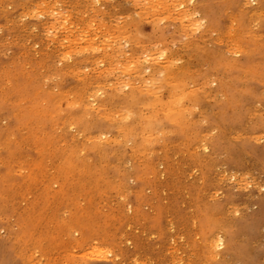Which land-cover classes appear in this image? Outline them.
<instances>
[{
	"label": "rangeland",
	"instance_id": "obj_1",
	"mask_svg": "<svg viewBox=\"0 0 264 264\" xmlns=\"http://www.w3.org/2000/svg\"><path fill=\"white\" fill-rule=\"evenodd\" d=\"M44 1L0 0V264H264V0Z\"/></svg>",
	"mask_w": 264,
	"mask_h": 264
},
{
	"label": "bare ground",
	"instance_id": "obj_2",
	"mask_svg": "<svg viewBox=\"0 0 264 264\" xmlns=\"http://www.w3.org/2000/svg\"><path fill=\"white\" fill-rule=\"evenodd\" d=\"M44 1V0H43ZM47 1V0H46ZM50 1V0H49ZM241 1V0H240ZM240 1H238V2H240ZM45 2V1H44ZM51 2V1H50ZM234 3H236V2H234ZM53 4V3H52ZM225 4V3H224ZM237 4V3H236ZM235 4V5H236ZM235 5H233V6H235ZM262 5H264V4H262ZM151 6V5H150ZM226 6H227V4H226ZM56 7V6H55ZM152 7V6H151ZM221 7H223V6H221ZM228 7V6H227ZM232 7V6H231ZM230 7V8H231ZM41 8H43V7H41ZM54 8V7H53ZM220 8V7H219ZM44 9V8H43ZM57 9V8H56ZM234 10V9H233ZM221 11V10H220ZM223 11V10H222ZM240 11V10H239ZM25 12V11H24ZM28 12V11H27ZM54 12V11H53ZM59 12H61V11H59ZM238 12V11H237ZM241 12V11H240ZM259 12V11H258ZM18 13V12H17ZM32 13V12H31ZM222 13V16H223V12H221ZM239 13V12H238ZM260 13V12H259ZM8 14H10V13H8ZM20 14V13H19ZM21 14H23V13H21ZM55 14V13H54ZM26 15V14H25ZM221 15V14H220ZM227 16V15H226ZM51 17V16H50ZM53 17H54V15H53ZM60 16H58V18H59ZM64 17V16H63ZM224 17V16H223ZM33 18V17H32ZM221 18V17H220ZM60 19V18H59ZM230 19V18H229ZM2 20V19H1ZM0 20V21H1ZM57 20V21H56ZM62 20V19H61ZM64 20V19H63ZM52 21V20H51ZM53 21H54V23H55V21L58 23V19H53ZM12 22V21H11ZM65 22V21H64ZM216 22H217V20H216ZM220 22V21H219ZM215 23V22H214ZM56 24V23H55ZM60 24V23H59ZM221 24V23H220ZM16 25V24H15ZM219 25V24H218ZM222 26H223V23H222ZM229 27V26H228ZM46 28V27H45ZM57 28V27H56ZM32 33V32H31ZM38 33V32H37ZM19 38V37H18ZM46 38V37H45ZM228 38V37H227ZM37 39V38H36ZM35 39V40H36ZM41 39V38H40ZM51 40V39H50ZM256 40V39H255ZM59 41V40H58ZM264 41V40H263ZM37 42V41H36ZM262 42V41H261ZM90 43V42H89ZM251 43V42H250ZM254 43H256L257 44V42L255 41ZM61 44V43H60ZM91 44V43H90ZM256 44H254L255 46H256ZM254 45H252V46H254ZM237 46V45H236ZM249 46H251L250 44H249ZM251 46V47H252ZM258 46V45H257ZM44 47V46H43ZM238 47V46H237ZM45 48V47H44ZM256 48V47H255ZM47 49V48H46ZM91 49V48H90ZM118 49V48H117ZM219 49V48H218ZM225 49V48H224ZM91 50H93V49H91ZM98 51V50H97ZM96 51V52H97ZM214 51V50H213ZM238 51H239V48H238ZM237 51V52H238ZM221 52H222V50H221ZM220 53V52H219ZM215 54V53H214ZM232 54V53H231ZM256 54H259V53H256ZM255 54V55H256ZM109 55V54H108ZM121 55V54H120ZM211 55H213V54H211ZM219 55V54H218ZM255 55H253V56H255ZM105 56V55H104ZM106 56H107V54H106ZM105 56V57H106ZM223 56V55H222ZM248 56V55H247ZM104 57V58H105ZM216 57H218V56H216ZM226 57V56H225ZM109 58H110V56H109ZM249 58V57H248ZM257 58H259V57H257ZM256 58V59H257ZM120 59V58H119ZM216 59V58H215ZM252 59V58H251ZM229 60H230V58H229ZM228 60V61H229ZM110 61H112V59L110 60ZM114 61V60H113ZM169 61V60H168ZM167 61V62H168ZM257 61V60H256ZM100 62V61H99ZM219 62V61H218ZM248 62V61H247ZM247 62H245V63H247ZM253 62H255V61H252V63ZM14 63V62H13ZM169 63V62H168ZM227 63V62H226ZM111 64V63H110ZM129 64V63H128ZM128 64H124V65H128ZM159 64V63H158ZM158 64H157V66H158ZM161 64V63H160ZM221 64V63H220ZM225 64V63H224ZM224 64H222V67L223 66H225ZM227 64H229V63H227ZM233 64V63H232ZM236 64V63H235ZM235 64H234V66H235ZM248 64H249V62H248ZM254 64V63H253ZM112 65V64H111ZM154 65V64H153ZM163 65V64H162ZM161 65V66H162ZM137 66V65H136ZM164 66V65H163ZM162 66V67H163ZM236 66H238V64L236 65ZM245 66V65H244ZM252 66V65H251ZM262 66V65H261ZM138 67H140V65L138 66ZM145 67V66H144ZM153 67V66H152ZM152 67H151V70H152ZM156 67V66H155ZM172 67H173V65H172ZM233 67V66H232ZM239 67V66H238ZM243 67V66H242ZM263 67V66H262ZM156 68H158V67H156ZM166 68H167V66H166ZM171 68V67H170ZM239 68H241V66L239 67ZM244 68V67H243ZM134 69H135V67H134ZM144 69V68H143ZM159 69V68H158ZM163 69H165V68H163ZM168 69H169V67H168ZM174 69V68H173ZM227 69V68H226ZM155 70V69H154ZM160 70H162V68L160 69ZM175 70V72H177L176 71V69H174ZM229 70V69H228ZM236 70V69H235ZM238 70H240V69H238ZM135 71V70H134ZM138 71V70H137ZM164 72H165V70H163ZM171 71V70H170ZM242 70H240V72H241ZM246 71V70H245ZM248 71V70H247ZM264 71V70H263ZM19 72H20V70H19ZM157 72H159V71H157ZM233 72V71H232ZM239 72V73H240ZM260 72V71H259ZM135 73H136V71H135ZM134 73V74H135ZM162 73V72H161ZM172 74H173V72H171ZM170 73V76L172 75ZM13 74V73H12ZM16 74H17V72H16ZM16 74H15V76H16ZM129 74V73H128ZM142 74V73H141ZM158 74H160V73H158ZM235 74H236V72H235ZM262 74H264V73H262ZM19 75V74H18ZM13 76V75H12ZM157 76V78H159V81H160V79H162V77H161V74H160V76H158V75H156ZM169 76V77H170ZM172 76H175L174 74L172 75ZM171 76V77H172ZM236 76V75H235ZM20 77H22V76H20ZM153 77V76H152ZM151 77V78H152ZM167 77H168V75H167ZM232 77H233V74H232ZM18 78H19V76H18ZM32 78V77H31ZM140 78V77H139ZM154 78V77H153ZM172 78H174V77H172ZM193 78V77H192ZM259 78V77H258ZM22 79V78H21ZM31 80V79H30ZM134 80H136V78L134 79ZM138 80V79H137ZM155 80V79H154ZM181 80V79H180ZM19 81V80H18ZM21 81V80H20ZM141 81H143V80H141L140 79V82ZM144 81H146V80H144ZM174 81V80H173ZM183 80H181V82H182ZM185 81V80H184ZM235 81H236V79H235ZM22 82H23V80H22ZM28 82V81H27ZM117 82V81H116ZM155 82H157V81H155ZM161 82V81H160ZM169 82L170 83H172V80H169ZM178 82V81H177ZM25 83H26V81H25ZM144 83V82H143ZM146 83H148V82H146ZM174 83H175V81H174ZM240 83V82H239ZM244 83V82H243ZM264 83V82H263ZM130 84V83H129ZM176 84V83H175ZM1 85V84H0ZM20 85V84H19ZM18 85V86H19ZM27 85V84H26ZM98 85V84H97ZM114 85V84H113ZM117 85V84H116ZM140 85H142V84H140ZM171 85V84H170ZM237 85H238V83H237ZM242 85V84H241ZM264 85V84H263ZM22 86H24V85H22ZM30 86V85H29ZM132 86V85H131ZM134 86H136V85H134ZM138 86V85H137ZM136 86V87H137ZM163 86V85H162ZM123 87H124V85H123ZM133 87V86H132ZM227 87V86H226ZM242 87V86H241ZM18 88V87H17ZM38 88V87H37ZM94 88H95V86H94ZM139 88H141V87H139ZM174 88V87H173ZM258 88V87H257ZM16 89V88H15ZM20 89H21V87L18 89V93H19V91H20ZM24 89V88H23ZM118 89H120V87L118 86ZM123 89V88H122ZM142 89H144V87H142ZM223 89V88H222ZM25 90H27V89H25ZM29 90V89H28ZM35 90V89H34ZM37 90V89H36ZM35 90V91H36ZM255 90V89H254ZM253 90V91H254ZM95 91V90H94ZM100 91V90H99ZM129 91H130V89H129ZM129 91H127V93L129 92ZM140 91V90H139ZM142 91V90H141ZM167 91V90H166ZM176 91H179V90H176ZM228 91V90H227ZM24 92V91H23ZM27 92V91H26ZM33 92V91H32ZM31 92V93H32ZM114 92V91H113ZM124 92V91H123ZM131 92V91H130ZM129 92V93H130ZM143 92V91H142ZM169 92V91H168ZM173 92V91H172ZM180 92V91H179ZM237 92H239L238 90H237ZM259 92V91H258ZM17 93V92H16ZM25 93V92H24ZM146 93V92H145ZM145 93H144V95H145ZM175 93V92H174ZM184 93H187V92H184ZM232 93H234V92H232ZM249 93V92H248ZM19 94H22L21 92L19 93ZM28 94V93H27ZM55 94H57V93H55ZM113 94V93H112ZM123 94H126V93H123ZM143 94V93H142ZM148 94V92L146 93V95ZM238 94V93H237ZM252 94V93H251ZM34 95V94H33ZM33 95H29V97L31 96H33ZM133 95V94H132ZM151 95V94H150ZM185 95V94H184ZM255 95V94H254ZM2 96V95H1ZM22 96V95H21ZM25 96H26V94H25ZM24 96V97H25ZM119 96V95H118ZM141 96V95H140ZM140 96H137L138 98L140 97ZM152 96V95H151ZM154 96V95H153ZM227 96H229V95H227ZM249 96H250V94H249ZM256 96H258V95H256ZM30 97V98H31ZM91 97V96H90ZM115 97H117V96H115ZM129 97H130V95H129ZM133 97H134V99L135 98H137L136 96H134L133 95ZM143 97V96H142ZM141 97V98H142ZM176 97V96H175ZM234 97V96H233ZM246 97V96H245ZM251 97V96H250ZM26 98V97H25ZM39 98V97H38ZM46 98H47V95H46ZM95 98V97H94ZM113 98H114V95H113ZM143 98H145V97H143ZM201 98V97H200ZM225 98V97H224ZM231 98H232V96H231ZM230 98V99H231ZM235 98H238V97H235ZM8 99V98H7ZM35 99H37L36 97H34V100ZM40 99V98H39ZM38 99V100H39ZM42 99H45V97L43 96V98ZM112 99V98H111ZM155 99V98H154ZM172 99V98H171ZM174 99V98H173ZM248 99V98H247ZM255 99L256 100H258L257 99V97H255ZM4 100V99H3ZM10 100V99H9ZM32 100V99H31ZM34 100H32L33 102H34ZM49 101H50V99H48ZM48 100H46V101H48ZM137 100V99H136ZM135 100V101H136ZM225 100V99H224ZM64 101V100H63ZM106 101V100H105ZM139 101L140 100H138V103H139ZM244 101H246V98H245V100ZM80 102H81V100H80ZM91 102H93V101H91ZM100 102V101H99ZM149 102V101H148ZM171 102V101H170ZM172 102H174V101H172ZM171 102V103H172ZM219 102V101H218ZM227 102V101H226ZM225 102V105L227 104ZM242 102V101H241ZM250 102H252V101H250ZM255 102V101H254ZM29 103V102H28ZM36 103H37V101H36ZM42 104H43V107H45L44 105H48V104H44L43 102H41ZM52 103H53V101H52ZM60 103H62V101H60ZM65 103V102H64ZM135 103V102H134ZM137 103V102H136ZM135 103V104H136ZM161 103V102H160ZM186 103V102H185ZM221 103V102H220ZM224 103V102H223ZM230 103H231V101H230ZM229 103V104H230ZM233 103H234V101H233ZM232 103V104H233ZM237 103H239V102H237ZM247 103V102H246ZM19 104V103H18ZM41 104V105H42ZM116 104H117V102H116ZM183 104V103H182ZM188 104H189V102H188ZM216 104V103H215ZM235 104H236V102H235ZM247 104H249L250 105V103H247ZM252 104V103H251ZM26 105V104H25ZM61 105V104H60ZM86 105H88V104H86ZM93 105V104H92ZM127 105V104H126ZM130 106H131V104H129ZM126 106V108H125V111L124 112H126V114H128V112H131L130 111V109L132 110V108L130 107V106ZM223 105V104H222ZM4 106V105H3ZM27 106V105H26ZM39 106H40V104H39ZM66 106V105H65ZM84 106V105H83ZM103 106V105H102ZM108 106V105H107ZM109 106H110V103H109ZM146 106V105H145ZM144 106V107H145ZM148 106V105H147ZM172 106V105H171ZM193 106H194V104H193ZM21 107H22V105H21ZM42 107V106H41ZM48 107V106H47ZM46 107V108H47ZM90 107H91V105H90ZM96 107V106H95ZM114 107V106H113ZM113 107H111V108H113ZM133 107V106H132ZM155 107V106H154ZM168 107H170V104L168 105ZM223 107V106H222ZM221 107V108H222ZM233 107V106H232ZM240 107V106H239ZM27 108H29V107H27ZM37 108H38V106H37ZM36 107H35V110L37 109ZM46 108H44V109H42L43 111L46 109ZM54 108V107H53ZM53 108L51 109L50 108V110H53ZM59 108V107H58ZM84 108H86V107H84ZM88 108V107H87ZM92 108V107H91ZM140 108V107H139ZM155 108H157V106L155 107ZM171 108V107H170ZM226 108V107H225ZM16 110V108H13V110ZM30 109V108H29ZM66 109H68V107L66 108ZM72 109V108H71ZM103 109H105V108H103ZM102 109V110H103ZM121 109V108H120ZM136 109H138V108H136ZM150 109H151V106H150ZM154 109V108H153ZM162 109V108H161ZM222 109H224V108H222ZM232 109V108H231ZM41 110V109H40ZM92 109H90V111H91ZM95 110H96V108H95ZM102 110L100 111V112H102ZM108 110V109H107ZM110 110V109H109ZM148 110V109H147ZM146 110V111H147ZM156 110V109H155ZM235 110V109H234ZM242 110V109H241ZM7 111V110H6ZM56 111V110H55ZM70 111V110H69ZM116 112H117V108H116V110H115ZM114 111V112H115ZM119 111H121V110H118V112ZM135 111V110H134ZM134 111H132V112H134ZM149 111V110H148ZM154 111V110H153ZM172 111V110H171ZM232 111V110H231ZM246 111V109H244V112ZM82 112V111H81ZM97 112V111H96ZM113 112V111H112ZM140 112V111H139ZM168 112H169V110H168ZM173 112V111H172ZM176 112H177V110H176ZM183 112V111H182ZM236 112V111H235ZM239 112V111H238ZM10 113V112H9ZM12 113V112H11ZM21 113V112H20ZM28 114H29V112H27ZM55 113V112H54ZM54 113H53V115H54ZM83 113V112H82ZM91 113V112H90ZM99 113V112H98ZM164 113V112H163ZM187 113V112H186ZM25 114V113H24ZM68 114V113H67ZM71 114V113H70ZM73 114V113H72ZM101 114V113H100ZM105 114V113H104ZM139 114V113H138ZM141 114V113H140ZM159 114H161V113H158L157 115L159 116ZM166 114H167V111H166ZM178 114V113H177ZM182 114V113H181ZM225 113H223V115H224ZM238 114V113H237ZM241 114V113H240ZM239 114V115H240ZM9 115V114H8ZM29 115H32V114H29ZM28 115V116H29ZM46 115H47V113H46ZM50 115H52V112L50 113ZM58 115V114H57ZM56 115V116H57ZM103 115V112H102V114H101V116ZM112 115V114H111ZM119 115V114H118ZM171 115V114H170ZM186 115V114H185ZM229 115H230V113H229ZM13 117H14V115H12ZM20 116V115H19ZM34 116V115H33ZM36 116V115H35ZM42 116V115H41ZM71 116H73V118H74V116L75 115H71ZM93 116H94V114H93ZM97 116V115H96ZM132 116V115H131ZM226 116H227V114H226ZM233 116V115H232ZM235 116V115H234ZM238 116V115H237ZM27 117V116H26ZM25 117V118H26ZM38 117V116H37ZM55 117V116H54ZM67 117V116H66ZM106 117H107V113H106ZM108 117H109V115H108ZM117 116L115 115V117L114 118H116ZM119 117H120V115H119ZM130 117V116H129ZM133 117V116H132ZM159 117H162V116H159ZM170 117V116H169ZM171 117H173V116H171ZM207 117V116H206ZM224 117V116H223ZM229 117V116H228ZM24 118V119H25ZM32 118V117H31ZM30 118V119H31ZM50 118H51V116H50ZM97 118V117H96ZM113 118V117H112ZM137 118H138V116H137ZM173 118H175V117H173ZM209 118V117H208ZM16 119V118H15ZM33 119H34V117H33ZM72 119V118H71ZM86 118H84V120H85ZM88 119V118H87ZM135 119V118H134ZM133 119V120H134ZM160 119V118H159ZM182 119H185V118H182ZM181 119V120H182ZM210 119V118H209ZM226 119V118H225ZM230 119H231V115H230ZM235 119H236V117H235ZM13 120V119H12ZM19 120V119H18ZM28 119H26V121H27ZM35 120H36V118H35ZM70 120V119H69ZM90 120V119H89ZM99 120V119H98ZM127 120V119H126ZM138 121H139V119H137ZM173 120V119H172ZM172 120H170V121H172ZM178 119H176V121H177ZM227 120H229V119H227ZM232 120H233V118H232ZM34 121V120H33ZM71 121V120H70ZM75 121V120H74ZM87 121V120H86ZM94 121V120H93ZM100 122H101V120H99ZM158 121V120H157ZM157 121H155V119H154V116H151V117H149V118H145L144 117V119H141L140 121H139V124L137 125V126H130L131 124L129 123V125L127 124L126 126H123L121 129L123 130V133H125V136H127L128 138L129 137H131V136H134V134H136L137 136H140V138H141V145H142V147H141V145H136V150L138 149V148H140L141 147V149L143 148H145V146H147V145H149L150 144V142H151V139L149 140V138H150V136H147L146 135V131H147V133H150V132H154V131H156L157 129H158V127H160L159 126V123H157ZM175 121V122H176ZM234 121V120H233ZM18 122H20V120L18 121ZM41 122H43V121H41ZM80 122V121H79ZM83 122V121H82ZM90 122H92V121H90ZM103 122V121H102ZM101 122V123H102ZM159 122V121H158ZM184 122H186V121H184ZM238 122V121H237ZM23 123V122H22ZM21 123V124H22ZM48 123V122H47ZM50 123V122H49ZM63 123V122H62ZM81 123V122H80ZM84 123V122H83ZM87 123H88V121H87ZM103 123H105V122H103ZM171 123V122H170ZM177 123V122H176ZM212 123V122H211ZM217 123H219V122H217ZM224 123V122H223ZM15 124V123H14ZM19 124V123H18ZM30 124V123H29ZM36 124V123H35ZM46 124V123H45ZM45 124H43V125H45ZM82 124V123H81ZM100 124V123H99ZM32 125V124H31ZM30 125V126H31ZM56 125H57V122H56ZM71 125V124H70ZM83 125V124H82ZM81 125V126H82ZM85 125V124H84ZM94 125H95V123H94ZM109 125V124H108ZM125 125V124H124ZM53 127H54V125H52ZM80 126V125H79ZM98 126V125H97ZM97 126H95V127H97ZM85 127V126H84ZM99 128H100V125L98 126ZM105 127V126H104ZM181 127V126H180ZM198 127V126H197ZM201 127V126H200ZM199 127V128H200ZM79 128V127H78ZM86 128V127H85ZM88 128V127H87ZM102 128V127H101ZM155 128H157V129H155ZM176 128V127H175ZM183 128V127H182ZM98 129V128H97ZM115 129V128H114ZM163 129V128H162ZM18 130V129H17ZM49 130V129H48ZM94 130H96V128L94 129ZM138 130H140V132H138ZM32 130H30V132H31ZM161 131V130H160ZM165 131V130H164ZM48 132V131H47ZM90 132V131H89ZM109 132V131H108ZM118 132V131H117ZM145 132V133H144ZM158 132V131H157ZM46 133V132H45ZM53 133H55V132H53ZM2 134V133H1ZM34 134V133H33ZM35 134H36V132H35ZM48 134H50V133H48ZM48 134H47V136H48ZM91 134V133H90ZM154 134H155V132H154ZM154 134H152V135H154ZM165 134V133H164ZM185 134V133H184ZM110 135V134H109ZM151 135V136H152ZM156 135V134H155ZM163 135V134H162ZM183 135V134H182ZM181 135V136H182ZM186 135V134H185ZM32 136V135H31ZM142 136V137H141ZM157 136V135H156ZM159 136H160V133H159ZM74 137V136H73ZM113 137H114V135H113ZM164 137V136H163ZM162 137V138H163ZM167 137V136H166ZM183 137V136H182ZM185 137V136H184ZM71 138H72V136H71ZM135 138H136V136H135ZM174 138V137H173ZM172 138V139H173ZM181 138V137H180ZM193 138V137H192ZM49 139V138H48ZM158 139V138H157ZM164 139V138H163ZM166 139V138H165ZM168 139H170V138H168L167 137V140ZM121 140H123V139H121ZM187 140V139H186ZM48 141V140H47ZM56 141H57V139H56ZM113 141V140H112ZM159 141V140H158ZM164 141H166V140H164ZM157 142V141H156ZM158 143H160V142H158ZM187 143V142H186ZM113 144V143H112ZM111 144V145H112ZM118 144V143H117ZM65 145V144H64ZM178 145V144H177ZM188 145H190V144H188ZM1 146V145H0ZM37 146V145H36ZM67 146V145H66ZM155 146V145H154ZM41 147V146H40ZM43 147V146H42ZM41 147V148H42ZM150 147V146H149ZM197 147V146H196ZM152 148H153V146H152ZM161 148V147H160ZM35 149V148H34ZM103 149V148H102ZM122 149H123V147H122ZM125 149V148H124ZM151 149V148H150ZM202 149V148H201ZM41 150V149H40ZM98 150H100V149H98ZM130 150H132L133 151V149H130ZM148 150V149H147ZM154 150V149H153ZM152 150V151H153ZM105 151V150H104ZM103 151V152H104ZM131 151V152H132ZM47 152V151H46ZM58 152H60V151H58ZM101 152V151H100ZM127 152V151H126ZM130 152V151H129ZM129 152H127V154L129 153ZM134 152V151H133ZM122 153H123V151H122ZM40 154V153H39ZM54 154V153H53ZM110 154H112V153H110ZM135 154V153H134ZM37 155H38V153H37ZM50 155V154H49ZM48 155V156H49ZM52 155V154H51ZM98 155V154H97ZM124 155V154H123ZM133 155V154H132ZM144 155V154H143ZM147 155V154H146ZM40 156V155H39ZM71 156V157H70ZM148 156H149V154H148ZM109 157V156H108ZM126 157V156H125ZM129 157V156H128ZM134 157V156H133ZM112 158V157H111ZM136 160V159H135ZM28 163H30V162H28ZM127 163V162H126ZM31 164H32V162H31ZM40 164V161H38L37 163H36V165H39ZM113 164V163H112ZM111 164V165H112ZM136 164H138V163H136ZM65 165H67V169H66V171H68L69 173H78L79 174V176H84L85 177V175L87 174V167H90L92 164H91V161H90V159L88 158V157H86V158H83V157H81V153H80V151L79 150H77V149H69V153H68V158H67V160H66V164ZM152 165V164H151ZM138 166V165H137ZM38 167V166H37ZM100 167V166H99ZM98 167V168H99ZM35 168H36V166H35ZM65 167H62V169H64ZM140 168V167H139ZM138 168V169H139ZM151 168H152V166H151ZM38 169H39V167H38ZM112 169V168H111ZM119 169V168H118ZM137 169V170H138ZM100 171V170H99ZM121 171V170H120ZM142 170H139V172H141ZM147 171V170H146ZM138 172V171H137ZM143 172V171H142ZM89 173V172H88ZM41 174V173H40ZM77 174V175H78ZM74 175V174H73ZM125 175V174H124ZM127 175V174H126ZM130 175V174H129ZM147 175V174H146ZM99 176V175H98ZM98 176H93V174H92V176H90V184H92V183H94V182H96V183H98V181H103V178H100V177H102V176H100L99 178H97ZM140 180V179H139ZM122 186V185H121ZM113 188V187H112ZM63 189H65V188H62V190H59V192L61 191H63ZM115 189V188H114ZM117 189V188H116ZM73 235V234H72ZM99 251H101V249H99ZM2 261V260H1ZM5 261V260H4ZM10 262V261H9Z\"/></svg>",
	"mask_w": 264,
	"mask_h": 264
}]
</instances>
